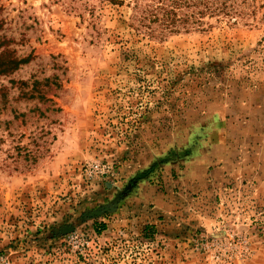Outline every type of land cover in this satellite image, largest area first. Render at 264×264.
Wrapping results in <instances>:
<instances>
[{
	"label": "rangeland",
	"instance_id": "rangeland-1",
	"mask_svg": "<svg viewBox=\"0 0 264 264\" xmlns=\"http://www.w3.org/2000/svg\"><path fill=\"white\" fill-rule=\"evenodd\" d=\"M238 3L170 32L0 0V264H264V0Z\"/></svg>",
	"mask_w": 264,
	"mask_h": 264
},
{
	"label": "trees",
	"instance_id": "trees-1",
	"mask_svg": "<svg viewBox=\"0 0 264 264\" xmlns=\"http://www.w3.org/2000/svg\"><path fill=\"white\" fill-rule=\"evenodd\" d=\"M135 6L142 8V15L150 22L158 23L164 30L175 32L177 25L202 24V18L218 17L236 21L241 17L239 0H148Z\"/></svg>",
	"mask_w": 264,
	"mask_h": 264
}]
</instances>
